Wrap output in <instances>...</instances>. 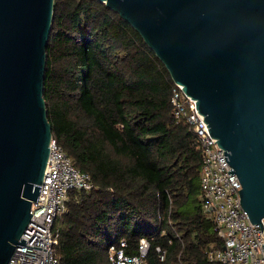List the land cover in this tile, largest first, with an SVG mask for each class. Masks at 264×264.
I'll list each match as a JSON object with an SVG mask.
<instances>
[{
  "label": "trees",
  "instance_id": "16d2710c",
  "mask_svg": "<svg viewBox=\"0 0 264 264\" xmlns=\"http://www.w3.org/2000/svg\"><path fill=\"white\" fill-rule=\"evenodd\" d=\"M45 51L52 136L92 182L55 220L58 264H111L110 244L135 254L140 237L143 264H219L207 257L223 243L201 211V152L138 31L101 1L54 0Z\"/></svg>",
  "mask_w": 264,
  "mask_h": 264
},
{
  "label": "water",
  "instance_id": "95a60500",
  "mask_svg": "<svg viewBox=\"0 0 264 264\" xmlns=\"http://www.w3.org/2000/svg\"><path fill=\"white\" fill-rule=\"evenodd\" d=\"M141 35L196 100L263 229L264 0H98ZM54 0H0V264L30 220L52 135L44 100ZM264 241V235H261ZM264 246V243H262ZM264 251V249H263Z\"/></svg>",
  "mask_w": 264,
  "mask_h": 264
},
{
  "label": "built area",
  "instance_id": "2783aa9c",
  "mask_svg": "<svg viewBox=\"0 0 264 264\" xmlns=\"http://www.w3.org/2000/svg\"><path fill=\"white\" fill-rule=\"evenodd\" d=\"M182 84L171 86L170 103L177 121L186 123L193 132L194 143L201 152L199 183L201 211L209 217L216 234L222 240L221 247H210L207 257L219 264H264V219L263 229L249 220L240 204L238 189L241 183L236 174L228 173L231 168L223 149L208 130V125L196 107V100L185 93ZM48 157L45 174L40 183L37 201L30 205V220L21 237L24 244L14 245L7 264H58L56 246L58 230L54 227L58 216L66 211L68 192L71 189H90L88 173L74 165L58 141L51 135L48 142ZM126 241L108 247L111 264H143L148 250V240L140 237L138 252L125 253ZM159 258L164 251L157 248Z\"/></svg>",
  "mask_w": 264,
  "mask_h": 264
}]
</instances>
